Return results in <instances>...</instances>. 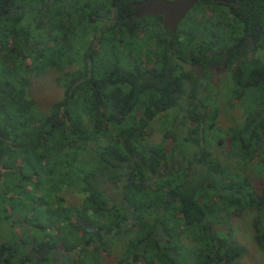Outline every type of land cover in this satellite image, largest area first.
<instances>
[{"label": "trees", "instance_id": "1", "mask_svg": "<svg viewBox=\"0 0 264 264\" xmlns=\"http://www.w3.org/2000/svg\"><path fill=\"white\" fill-rule=\"evenodd\" d=\"M116 4L118 13L114 16V22L122 28L119 32L120 37L117 39L112 33L107 38L102 34L99 41L90 48L87 36L88 32L96 27L92 22L97 1L0 0L1 163L9 167L19 160L18 156L22 153L36 155L35 140H41L42 145H50L54 151H43L42 154L51 156L56 154L55 150L71 144L69 140H73L72 144L78 148L85 138L91 139L92 142L109 138L111 142L95 149L98 164L108 161L106 153L116 155L120 160L127 158L133 149L138 153L137 195L140 203H148V206L138 205L141 208L138 219L140 227L141 215L149 213L156 201L176 203L174 206L179 213V223L184 228L196 226L203 232L202 236L196 235L199 239L197 241L203 246L194 254L197 259L195 264H237L236 260L245 251V247L233 240L228 243L224 238H214L207 230L208 221L205 218L209 220L216 207L205 205V202L199 200L200 196L193 180L190 182L184 179V168L177 171L168 170L166 167L164 170L160 168L166 165L161 145L148 146L141 140L149 133L145 129L150 120L165 107L175 103L172 83L177 86L180 84L179 74L190 77L187 70L179 73L174 71L176 65L172 54L185 56L186 61H195L197 38L202 34L207 35L206 29L211 27L214 18H217L223 9L232 12L233 21L230 24L240 28V40L243 44L244 38L251 35L252 45L264 49V0H238L237 4L198 0L192 5V12L189 14V10L186 18L179 21L175 32L167 30L168 38L162 34L134 35V59L131 52L133 50L131 22L134 21L132 5L127 0H120ZM199 11H206L210 15L199 16ZM217 11L219 13H215ZM26 18H29L27 22ZM33 37L36 40H33ZM111 41L116 42L109 45L107 42ZM211 42L212 40L207 46H211ZM183 45L186 54H181L178 50ZM73 47L77 49L73 50ZM84 55L89 56V61H86ZM130 59H133V64ZM71 61L77 62L73 69L66 66ZM46 66L57 69L55 81L63 89V96L53 102L49 112L40 113L36 101L28 92L27 71L30 67L38 72ZM262 66L264 67V64ZM117 80L124 81L127 87L117 86ZM60 105H63L64 112L61 111ZM262 111L261 119H257L253 113L249 116L248 121L252 129L247 132V141H243L241 134H236L247 148L246 156H252L258 146L264 147L259 140L260 134H264V109ZM190 116L196 121L199 113L193 109ZM195 128L196 126H188L186 134L179 140L196 142ZM168 134L166 130L165 137ZM131 137L134 138V146L131 144L132 141L127 140ZM26 148H30L31 151H25ZM2 156L7 157L3 159ZM11 170H8V174ZM167 170L168 173L173 172L168 178ZM92 171L90 169V173ZM148 173L157 176L153 189L156 187L159 192L154 198L145 200L143 194L147 188L142 180ZM7 185L6 176L0 181V203L4 192L2 188ZM254 191L250 188L248 194L233 193V197L226 194L223 196L229 201V206H232L231 204L236 206L239 203L242 207L254 211L251 221L253 238L264 251V181L261 192ZM91 197L93 200L95 194L92 193ZM1 207L2 205L0 211ZM94 207L100 213L107 211L106 205ZM120 216L121 213H118L107 219L105 227L108 231L114 223L119 225ZM154 219L160 222L163 220L157 216ZM165 230L170 234L168 227L165 226ZM148 234L141 236L136 233L134 245L141 244L146 238L148 248L152 242ZM170 238L173 241L171 246V240L168 242L169 246L165 247V252L155 242L151 247L152 252L145 254L147 251L144 248L142 254H138L140 260L145 264H176L175 259L181 258L182 246L177 237L174 239L171 235ZM50 242L51 245H56L57 240L53 239ZM93 246L95 250L98 249L95 243ZM86 250V247H81L82 252ZM172 253L174 256H170ZM136 255L134 252V257L127 264H133V260L135 263ZM83 260L84 258L80 257L76 263L83 264ZM0 263L53 264L49 258L39 261L33 259L16 239L14 242L6 243V240L0 242Z\"/></svg>", "mask_w": 264, "mask_h": 264}, {"label": "flooded vegetation", "instance_id": "2", "mask_svg": "<svg viewBox=\"0 0 264 264\" xmlns=\"http://www.w3.org/2000/svg\"><path fill=\"white\" fill-rule=\"evenodd\" d=\"M95 1H97V9L92 23L96 27L90 30L87 36L90 48L99 41L102 34L108 38L109 34L114 33L118 39L119 32L122 30L121 26L114 22V16H117L118 13L116 3L120 0ZM127 1L132 5L134 18V21L131 22L133 32L131 40L133 50L131 52L134 59V35L162 34L168 38L170 29L165 25L162 14L136 15L133 2L141 0ZM213 1L238 3V0ZM231 17V11L221 10L218 17L214 18L213 24L211 23V27L206 29L208 30L207 35L202 34L197 38L198 48L195 61H186L185 56L172 54L176 65L174 71L179 73L187 70L190 72V77L179 74L180 84L177 86L172 83L176 97L175 103L158 113L166 115L169 120L166 122V130L169 134L164 137L167 144L162 145L166 165L160 168L162 170L165 167L166 169L171 168L174 171L184 168V179L193 178L195 188L200 196L199 200L202 203L205 202V205H214L216 207L214 213H217L219 200L223 205H230L223 194L231 195V197H233V193L248 194L250 188L255 190V193H259L264 181V176L260 174L262 167L258 165L260 170L257 173H255V168L253 170L251 167L254 164L252 158L261 151H263L262 157H264V147L260 145L252 156H246L247 148L243 142L247 141V132L252 129L250 121H248L251 113L256 115L257 119H261L263 114L264 67L262 64H264V49L255 48L252 45L251 35L244 38L243 44L240 40V28L230 24L233 21ZM185 18L186 15L181 19ZM181 19L177 21V25ZM211 40V46H207ZM114 42L116 41L107 43L113 45ZM72 49L77 48L73 47ZM178 50L181 54L187 53L184 45ZM84 57L86 61H89V56L84 55ZM133 59H130L132 64ZM70 64L68 63V65ZM75 66L68 67L73 69ZM131 78L133 83V74ZM116 82L117 86L127 87L124 81L117 80ZM241 100L244 102L238 103ZM193 109L199 113L196 121L190 116ZM61 111L64 112L63 105H61ZM132 111L134 112V104ZM224 113L231 116L230 121L226 120L225 124L220 122V117ZM237 114L240 115L237 117ZM188 126H196L197 140L192 142L189 148L184 145L186 148L184 149L177 139L186 134ZM134 130L138 129L134 128ZM238 133L241 134L243 141L237 138L236 134ZM260 135V144L264 145V134ZM6 140L10 141V139ZM127 140L132 141L131 144L134 146V138L131 137ZM34 142L36 155L22 153L18 156L19 160H16L18 163L15 161L13 166L9 167L4 166L0 159V181L7 176L8 182V185L2 188L4 192L0 205H9L7 214L14 215L15 218H17L15 214L22 217L20 219L18 217V221L21 222L19 225L22 228L20 233H25L26 239L23 240L18 234L15 239L29 256L37 261L49 258L53 264H77L76 261L80 257H88L91 253L96 252L94 243L103 246V253L109 246L108 255H110L116 252V244L118 245L122 239L119 236L121 230L131 231L135 235L139 232L138 228H144L139 226L138 205L148 206V203H140L137 195L136 162L138 153L136 150L133 149L129 156L122 160L118 159L120 157L116 155L106 153L108 161L105 160L98 164L95 160L94 163H97L99 167L97 166V169L90 173L92 153L89 154V152L92 151L91 145L93 144L96 149L98 146H105L107 142H111V139L102 138L99 142H92L91 139L85 138L81 141V147L78 148L72 144L73 140H69L71 144L65 143L67 145L60 150H55L56 154L51 156L42 154L43 151H54L50 145H42L41 140ZM141 142L144 143L145 140L142 139ZM136 144L138 145L137 142ZM104 149L106 150V148ZM27 150L30 148L25 149V151ZM83 153L86 155L84 156ZM81 154L84 156L82 163L77 159ZM6 157L2 156L3 159ZM259 159L262 158L259 157ZM262 163L264 165V162ZM9 169H12L11 174H8ZM13 172L17 174L18 179L12 175ZM3 173L7 175L4 176ZM156 178V175L148 173L147 177L142 180L146 185V191L148 190L146 195L148 199L154 198L159 192L156 187L154 189L152 187ZM26 182L29 184L24 187L20 186V183ZM92 193L95 194L93 200ZM168 197L172 199L170 195ZM26 202L27 205H22ZM11 203L19 204V207H14ZM169 204L156 201L154 206L160 207V214L163 213L164 216ZM174 204L176 205V203ZM91 205L107 206L105 213L97 211L93 214L98 222H92L91 216L94 208L91 209ZM35 207L51 212L52 217L49 218L48 225L45 227L39 225L40 219L34 220L32 210ZM65 207L69 210L66 218L65 214L58 216L59 211ZM42 212H38V215ZM118 213H121L119 225L114 223L108 231L105 227L107 219H111ZM205 219L208 221L207 230L216 238V234L212 231L211 219ZM14 221L11 220V223ZM29 224L38 231L37 235L31 236L32 233L27 232L26 227ZM147 224L148 229L145 230L143 236L149 233V240L158 243L160 249L165 252V245L171 238L165 231L162 222L153 218V221ZM97 231L99 234H96ZM198 231V235L202 236L203 232L200 229ZM53 239L57 240L56 245L49 243ZM114 239L115 241H113ZM147 242L145 238L141 244H133L131 258L134 257V252L142 254ZM82 246L87 250L82 252ZM172 255L173 253L170 256Z\"/></svg>", "mask_w": 264, "mask_h": 264}, {"label": "rangeland", "instance_id": "3", "mask_svg": "<svg viewBox=\"0 0 264 264\" xmlns=\"http://www.w3.org/2000/svg\"><path fill=\"white\" fill-rule=\"evenodd\" d=\"M189 10H190L189 11V14H190L193 9H189ZM198 15L199 16H202V15L209 16L210 13L206 11H199ZM28 19L29 18H26L25 21L27 22ZM45 33H48V32L45 31ZM33 40H36V38L33 37ZM103 54L105 55L104 52ZM101 55H102V52H101ZM70 63H71L70 65L75 66L77 62L72 61ZM33 64L35 65V62ZM70 65L67 64L66 66L68 67ZM56 74H57V69H54L48 66H46L43 69H40V71L38 72H36L33 68L32 69L30 67L28 68V71H27V79L29 80L28 87H27L29 90L28 92L31 95V97L34 98V100L36 101L37 103L36 106H37V109L40 111V113L49 112L51 109L50 107L53 104V102L57 101L63 96V89L55 81ZM208 102H211V101L208 100ZM243 102L242 100L238 101V103L240 104ZM60 109H61V105H60ZM239 115L240 114H237V117ZM230 117H231L230 114L224 113L220 117V122H223L225 124L226 120L230 121ZM168 121L169 120L166 118V115L157 114L156 116H154L153 119L150 120L149 126L146 127L145 129L149 133L144 136L143 139L145 140V142L143 144H146V145L152 144V145H161V146L164 145L165 143L164 137H165V133L167 129L166 122ZM189 123L192 124V122H189ZM163 124H165V126H163ZM129 127L130 126H127V128ZM177 142H179L180 145H183L184 149H186L187 147L189 148V146H191L190 141L183 142L177 139ZM184 145L186 148L184 147ZM94 147L95 146L92 144L91 145L92 151L89 152V154L92 153V163L90 167L93 171L97 169V163H94L96 160ZM262 152L263 151H261L257 156L252 158V163L254 164L251 167L252 169L255 168V171H256L255 173H257L260 170L258 168V165H260L262 167V171H260V174L264 176V165L262 163L264 162V157H262L263 156ZM83 154L78 155L77 157L78 161L81 163L84 161V156L86 155L84 154L83 156ZM259 157H261L262 159H259ZM168 170H172V169L169 168ZM168 170H167L166 178H168V176L173 173V172L168 173ZM3 175L5 176L7 174L3 173ZM12 175L16 179H18V176L15 172H13ZM192 179L193 178H191L189 181L191 182ZM28 184H29L28 182L20 183V186L24 187L25 185H28ZM154 186H156L155 183H153L152 187ZM147 191L143 194V196H145L144 197L145 200H147L148 198V196H146L148 194ZM219 201H220L219 202L220 204L219 205L217 204V213H213L214 215H212V217H209L211 219V222L213 223L212 224L213 233L216 234L217 238L226 239L228 243H230L231 240H233L235 243H240L241 245L245 247V251L236 260L237 264H264V251L258 247V245L256 244L253 238V229H252L251 221L254 215V211H251L250 208H244L241 205H236V206L235 205H232V206L223 205L222 201L221 200ZM28 204L29 206H31L29 202ZM11 205L14 207L15 206L19 207V204L16 205V204L11 203ZM22 205H27V202ZM174 205H175L174 203L169 204L168 208L164 212V216H163V213L162 215L160 214L161 213L159 209L160 207L158 206H154V208H152L149 213L142 214L141 224L144 228L143 229L138 228L137 231H139L138 233L141 236H143V233L145 232V230L148 229L147 223L152 222L155 216L162 218L163 219L162 224H163L164 229H165V226L168 227L170 230L169 235L170 236L172 235L174 239L177 237L178 242H180L182 246L180 248L181 258L175 259L176 264H195L197 259L195 258L194 254L195 252H197V250L200 247L203 246L201 242L197 241L199 240L198 237L196 236L199 233L198 228L196 226H194L195 228L193 227L184 228L183 225L179 223V218H178L179 213L177 211V207ZM8 206L9 205H2L1 207L2 212L0 211V242L3 240H6V243L14 242L17 234L21 235L20 237L23 240H25L26 239L25 233L24 234L20 233V230L22 228L19 224L21 222L18 221L22 217H19L15 214V216L17 217L15 218L14 215L7 214L9 210ZM94 206L95 205H91V209L94 208V212H92L91 219H92V222L93 221L98 222L97 221L98 219L96 220V218H94L95 215L93 216V214L97 212ZM62 210L59 211L58 216L65 214V218H66V215L68 214L69 210L67 209V207H65V209H62ZM32 211H33L32 215L34 217V220H39V219L41 220V223L39 224L40 226L45 227L46 225H48L47 221L49 220V218L52 217V214L49 210L44 211V209L42 208L35 207V209ZM138 211L141 213L140 206H138ZM38 212H42V213L38 215ZM78 212H81V211H78ZM25 213H29V212H25ZM11 220L12 221L15 220V221L11 223ZM26 230L27 232L32 233L31 236H35L38 233V231L35 228H32L30 224L28 225V227H26ZM44 232L46 233L47 231H44ZM119 236L122 239L119 241L118 245L116 244L117 247L115 249L117 250L115 253L108 255L109 246L105 248L106 253L105 252L103 253L102 252L103 246L100 244L98 246V249L95 250L96 251L95 253L94 252L91 253V255L88 257L84 256L83 264H127L132 257V247L134 244L133 242L134 235L132 234L131 231L126 232V230L124 231L123 229L120 231ZM113 241H115V239ZM172 241L173 239L170 241V246H171ZM146 246L147 244H145V251H147V253L145 254H149L150 252L153 251L151 247L154 246V242H151L148 248H146ZM165 246L168 247L169 246L168 243ZM208 247H210V245ZM138 254L139 252L137 253V256H136V262L134 263V260L132 261L133 264H145L143 261L140 260ZM0 264H3V263H0ZM4 264H7V263H4Z\"/></svg>", "mask_w": 264, "mask_h": 264}, {"label": "water", "instance_id": "4", "mask_svg": "<svg viewBox=\"0 0 264 264\" xmlns=\"http://www.w3.org/2000/svg\"><path fill=\"white\" fill-rule=\"evenodd\" d=\"M197 0H141L133 2L135 14H155L163 16L165 25L171 32L175 31L177 21L186 15V12Z\"/></svg>", "mask_w": 264, "mask_h": 264}]
</instances>
